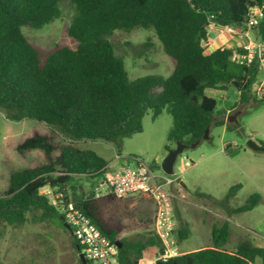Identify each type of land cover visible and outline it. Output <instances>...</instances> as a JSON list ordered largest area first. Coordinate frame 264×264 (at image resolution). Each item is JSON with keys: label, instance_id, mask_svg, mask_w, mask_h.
I'll return each mask as SVG.
<instances>
[{"label": "trees", "instance_id": "trees-1", "mask_svg": "<svg viewBox=\"0 0 264 264\" xmlns=\"http://www.w3.org/2000/svg\"><path fill=\"white\" fill-rule=\"evenodd\" d=\"M63 1L0 0V110L11 120L35 119L50 128L47 133L34 130L15 147L20 155L41 150L46 163L10 173L9 186L0 194V225L21 227L31 214L36 222H59L66 229L58 206L43 192L48 188L57 200L71 201L113 243L122 242L118 249L122 264H138L144 250L160 247L157 235L150 224L136 219L123 199L112 194L97 197L95 190L88 194L71 185L77 176L100 181L108 167L105 158L77 143H117L141 133L149 111L155 119L163 110L173 119L167 136L170 144L180 141L189 148L203 141L207 128L214 126L243 134L237 123L218 119V102L205 92L229 85L239 94L232 109L264 105V96L252 91L260 62L238 65L232 56L242 51L239 46L207 54L203 43L211 24L221 29L247 28L250 8L264 6V0H70L75 15L67 34L75 47L43 51L26 38L22 28H42L59 18ZM136 27L153 29L164 52L174 59L168 78L151 75L130 80L107 38L116 30L130 32ZM251 30L255 39L264 40V15ZM239 188L233 186L223 199L214 201L227 204ZM261 198L253 193L233 212L255 208ZM183 225L180 222L176 230L181 240L189 235L188 224ZM230 230L228 223L215 227L210 248L157 264H254L258 260L264 264V248L249 240L240 242L234 252L225 249ZM73 245L78 252L75 238Z\"/></svg>", "mask_w": 264, "mask_h": 264}, {"label": "rangeland", "instance_id": "rangeland-1", "mask_svg": "<svg viewBox=\"0 0 264 264\" xmlns=\"http://www.w3.org/2000/svg\"><path fill=\"white\" fill-rule=\"evenodd\" d=\"M74 4L70 0L61 3V15L42 28L23 26L22 32L26 38L43 51L52 52L57 46L69 45L75 47L67 31L75 15ZM214 26H209L213 36ZM252 32L251 37L254 38ZM243 33V32H242ZM220 41L224 43L229 35H234L226 29L220 30ZM153 29L136 27L130 32L116 30L107 40L114 45L119 58L122 59L130 80L151 75H162L168 78L174 71V59L163 50L162 43ZM211 36V37H212ZM213 38V37H212ZM264 88V71H259L252 91L258 95V89ZM158 89H155L157 91ZM218 102V112L224 113L233 108L239 94L233 86L225 89L208 88L205 92ZM231 114L240 112L236 123L242 128L243 134L227 130L223 126H214L209 134L210 140H203L196 148H185L177 156L174 164V179H182L186 190L180 189L175 180L173 192L174 214L178 227L189 230L185 239H178L181 253L212 246V230L224 223L230 227V237L224 248L234 252L237 245L245 240L254 246L264 248V151L249 147L248 141L264 143V105L247 106L244 111L233 109ZM236 111V112H235ZM228 118V117H227ZM141 133L122 138L119 142L104 140H83L77 143L81 148L94 150L105 158L119 160L135 167L134 158L142 159L146 164L156 163L155 174L164 176L162 163L169 154L168 146L176 148L167 140L168 133L173 129V119L166 112L155 119L149 111L143 119ZM47 133L50 128L42 121L24 119L14 121L0 110V194L9 186L10 173L26 168L43 165L46 159L41 150L35 149L20 155L16 150L18 142L31 135L34 131ZM224 148L226 149L224 151ZM190 162V166H186ZM192 162L195 163L192 166ZM101 181V180H100ZM100 181L89 180L77 176L71 182L78 191L90 193L96 190ZM239 185L234 196L225 204H218L214 199L221 200L230 188ZM44 191L55 199L50 189ZM261 195V201L255 208L234 213L233 210L247 203L251 194ZM212 198H207L205 195ZM128 205L138 221L150 224L154 222L152 200L146 196L133 195L122 201ZM27 222L18 228L1 224L3 235L0 238V263L2 264H79L78 252L73 248L74 238L70 231L64 229L59 222H36L28 214ZM153 249L145 252L152 258ZM259 261V260H258Z\"/></svg>", "mask_w": 264, "mask_h": 264}, {"label": "built area", "instance_id": "built-area-1", "mask_svg": "<svg viewBox=\"0 0 264 264\" xmlns=\"http://www.w3.org/2000/svg\"><path fill=\"white\" fill-rule=\"evenodd\" d=\"M263 15L264 6L251 7L247 17V27L252 29L259 24ZM224 29L233 34H239L237 26H229ZM240 48L242 51H236L232 60L242 66H250L257 60L260 62L259 69L263 72L264 40H248ZM257 94L263 97L264 88L260 87ZM118 160L119 157L115 161ZM134 161V168L130 164H109L105 175L101 178L100 185L96 187V196L112 194L118 199H125L129 196L138 195L151 199L154 209L152 230L159 239L160 247L152 246L147 249H153L152 258H148L145 255L147 250H144L138 264L166 262L170 258L182 254L176 236L178 224L173 208L175 194L170 188L178 179L167 174L160 179L155 174L154 169L142 159L135 157ZM190 165V162H186V166ZM43 192L46 193L44 190ZM58 196L61 197L62 194ZM51 201L58 206L65 222L70 225L72 235L80 245V252L83 253L86 264H122L118 256L116 242L113 243L105 236L85 213L75 208L71 201L65 203L63 200H57L56 197ZM262 237L264 238V232ZM254 264L262 263L256 261Z\"/></svg>", "mask_w": 264, "mask_h": 264}, {"label": "crops", "instance_id": "crops-1", "mask_svg": "<svg viewBox=\"0 0 264 264\" xmlns=\"http://www.w3.org/2000/svg\"><path fill=\"white\" fill-rule=\"evenodd\" d=\"M220 30H224V29H221V28H218V27L214 26V28H213V33H214L213 36L210 35V32H209V38L203 43V46L205 47V52L207 54L211 53L213 50H216L218 48L236 47V46H239L240 47L243 44L247 43L248 40L255 39L254 34H253L254 38L251 37V35H252V32L250 31L251 29H249L248 27L247 28H244V27L243 28H240V27H238L237 30H238L239 34L229 35V38H226L224 40V43H223L222 41H220V39H221L220 38L221 37L220 34H218V32ZM225 88H222V89H225ZM238 99H239V97H238ZM231 111H234V110L232 108H228L226 111H224V113H222V114H220L218 116V119H222V118H226L227 119V117H229L230 115H232L231 114ZM223 127L226 128L225 126H223ZM210 133H211V129H210ZM172 149H174V148H172ZM111 163L125 165V163L121 162L120 160H118L116 162L113 158L110 159V160H108V165L111 164ZM194 165H195V163L192 162V166H194ZM164 175H165V173H164ZM158 177L161 179L163 176L158 175ZM174 186H175V182L170 187L172 191H173ZM177 186L180 189H183V190H186L187 189L186 186H185V184H184V182L182 181V179H179L178 180ZM184 253L185 252H183L182 254H184Z\"/></svg>", "mask_w": 264, "mask_h": 264}, {"label": "water", "instance_id": "water-1", "mask_svg": "<svg viewBox=\"0 0 264 264\" xmlns=\"http://www.w3.org/2000/svg\"><path fill=\"white\" fill-rule=\"evenodd\" d=\"M238 114H240V112H237L236 114L233 113L232 115H230L227 118V120L229 122H235L236 123V117H237ZM209 134H210V128H207L206 133H204L203 140H207L209 138ZM199 144H200V142H197V143L192 144L190 147L191 148H196ZM248 145H249L250 148H252L254 150L264 151V147L261 144H258V142H256V141L249 140L248 141ZM185 148L187 149L186 144H184V143L179 141V142L176 143V148L170 150L169 154L165 157V159H164V161L162 163V170H163V172L165 174L173 175V173H174V164H175V161L177 159V156H179L184 151ZM61 219L63 220V226L68 231H70L71 234H72L70 225H68V223L65 222V219L63 218V216H61ZM116 245H117V247L119 249V248L122 247L123 244H122V242L117 241ZM79 246L80 245L76 246V249L78 250V257L81 260L82 264H86V261H85L83 253H81L79 251Z\"/></svg>", "mask_w": 264, "mask_h": 264}]
</instances>
